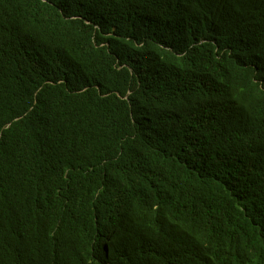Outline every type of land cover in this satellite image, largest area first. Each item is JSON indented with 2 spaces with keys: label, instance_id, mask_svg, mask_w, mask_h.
<instances>
[{
  "label": "trees",
  "instance_id": "16d2710c",
  "mask_svg": "<svg viewBox=\"0 0 264 264\" xmlns=\"http://www.w3.org/2000/svg\"><path fill=\"white\" fill-rule=\"evenodd\" d=\"M0 264H264V0H0Z\"/></svg>",
  "mask_w": 264,
  "mask_h": 264
}]
</instances>
